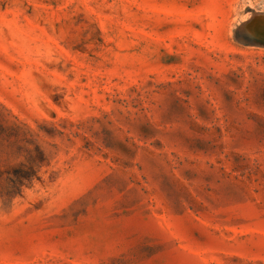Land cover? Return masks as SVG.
I'll return each mask as SVG.
<instances>
[{
  "label": "rangeland",
  "instance_id": "rangeland-1",
  "mask_svg": "<svg viewBox=\"0 0 264 264\" xmlns=\"http://www.w3.org/2000/svg\"><path fill=\"white\" fill-rule=\"evenodd\" d=\"M261 31L264 0H0V264H264Z\"/></svg>",
  "mask_w": 264,
  "mask_h": 264
},
{
  "label": "water",
  "instance_id": "water-1",
  "mask_svg": "<svg viewBox=\"0 0 264 264\" xmlns=\"http://www.w3.org/2000/svg\"><path fill=\"white\" fill-rule=\"evenodd\" d=\"M262 32V31H261ZM263 33V32H262ZM264 34V33H263Z\"/></svg>",
  "mask_w": 264,
  "mask_h": 264
},
{
  "label": "bare ground",
  "instance_id": "bare-ground-1",
  "mask_svg": "<svg viewBox=\"0 0 264 264\" xmlns=\"http://www.w3.org/2000/svg\"><path fill=\"white\" fill-rule=\"evenodd\" d=\"M255 21V20H254Z\"/></svg>",
  "mask_w": 264,
  "mask_h": 264
}]
</instances>
